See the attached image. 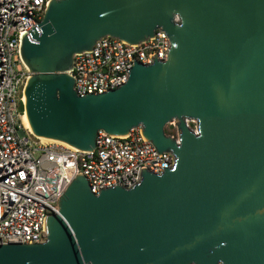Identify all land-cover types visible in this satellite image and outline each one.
Masks as SVG:
<instances>
[{
  "label": "water",
  "instance_id": "obj_1",
  "mask_svg": "<svg viewBox=\"0 0 264 264\" xmlns=\"http://www.w3.org/2000/svg\"><path fill=\"white\" fill-rule=\"evenodd\" d=\"M158 28L165 60L133 58L120 86L77 94L74 54ZM20 56L34 136L91 151L99 130L140 127L175 163L98 193L77 174L44 218L46 239L0 243V264H264V0H49Z\"/></svg>",
  "mask_w": 264,
  "mask_h": 264
},
{
  "label": "built area",
  "instance_id": "obj_2",
  "mask_svg": "<svg viewBox=\"0 0 264 264\" xmlns=\"http://www.w3.org/2000/svg\"><path fill=\"white\" fill-rule=\"evenodd\" d=\"M48 1L0 0V243L43 242L44 218L58 212V200L77 174L98 193L115 184L132 186L142 167L161 173L175 163L171 151L158 154L140 127L126 136L99 130L91 151L42 140L25 127L22 91L30 72L20 56L21 35L40 22ZM169 47L160 28L154 38L136 44L101 37L91 51L73 55V88L79 95L114 89L127 80L133 58L142 64L155 57L165 60ZM171 121L165 133L178 140L176 121ZM187 123L196 130L194 120Z\"/></svg>",
  "mask_w": 264,
  "mask_h": 264
},
{
  "label": "bare ground",
  "instance_id": "obj_3",
  "mask_svg": "<svg viewBox=\"0 0 264 264\" xmlns=\"http://www.w3.org/2000/svg\"><path fill=\"white\" fill-rule=\"evenodd\" d=\"M23 122H24V125L26 128H29V126L27 125V122L25 120V117H23ZM30 129V128H29ZM42 140H48V139H44V138H41Z\"/></svg>",
  "mask_w": 264,
  "mask_h": 264
}]
</instances>
